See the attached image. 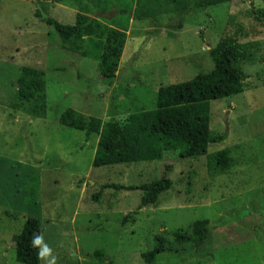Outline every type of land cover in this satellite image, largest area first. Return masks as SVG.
<instances>
[{
    "label": "rangeland",
    "instance_id": "1",
    "mask_svg": "<svg viewBox=\"0 0 264 264\" xmlns=\"http://www.w3.org/2000/svg\"><path fill=\"white\" fill-rule=\"evenodd\" d=\"M252 8L264 9V0L205 9L190 0H0V264H20L13 237L32 215L42 218V247L51 250L42 264L51 256L56 264H148L142 255L161 234L177 249L153 264H264V19ZM38 12L64 25L93 17L125 32L115 85L107 87L98 62L64 46ZM227 36L253 43L255 61L242 64L245 92L212 102L211 129L226 139L207 156L95 168L99 137L61 124L67 110L106 122L111 112L123 121L154 109L161 87L210 72L208 51ZM25 67L45 73L41 118L18 105ZM223 149L232 158L225 171L213 160ZM166 164L172 189L123 223L143 192L114 187L161 179ZM200 219L210 222L200 249L173 242L172 232Z\"/></svg>",
    "mask_w": 264,
    "mask_h": 264
},
{
    "label": "trees",
    "instance_id": "2",
    "mask_svg": "<svg viewBox=\"0 0 264 264\" xmlns=\"http://www.w3.org/2000/svg\"><path fill=\"white\" fill-rule=\"evenodd\" d=\"M190 1L192 7L205 9L237 0ZM252 13L256 19H264V9L252 8ZM37 16L56 32L64 46L98 62L99 73L107 87L112 88L115 85L126 43L125 32L105 27L93 17L78 19L74 25H64L53 18L42 16L39 12ZM102 17L98 18L105 19ZM87 39L90 40L89 48L86 45ZM254 46L253 43H241L233 36L225 37L215 48L208 51L213 69L189 81L161 87L152 110L135 111L123 121L118 120L117 115L111 112L106 122L67 110L61 116L60 122L65 127L85 132L87 138L92 135L99 137L93 160L95 168L163 161L166 155L180 159L207 156L211 144L221 143L226 139L225 136L215 135L211 129V104L217 100L232 99L245 92L246 74L242 64L255 61L254 53L250 52ZM17 84L16 97L20 102L18 105L33 118L44 116L47 111L45 73L25 67ZM213 160L217 170L225 171L232 167V158L227 150L217 152ZM171 171L173 166L166 164L161 179L140 186L114 187L118 190L143 192L140 206L126 215L123 223L140 210L156 206L160 196L172 189L173 181L169 178ZM110 186L105 185L102 189ZM101 193L97 194L96 199H99ZM209 226L208 220H197L188 232H172L173 242L180 246L192 245L198 250L210 237ZM41 227L40 216H29L20 234L13 237L16 260L20 264H42V257L37 258L42 239L40 246H32L31 243L34 236L41 237ZM155 241L153 250L142 255L148 264H153L159 254L177 249L163 234L156 236ZM94 255L107 260L102 250L96 251Z\"/></svg>",
    "mask_w": 264,
    "mask_h": 264
},
{
    "label": "clouds",
    "instance_id": "3",
    "mask_svg": "<svg viewBox=\"0 0 264 264\" xmlns=\"http://www.w3.org/2000/svg\"><path fill=\"white\" fill-rule=\"evenodd\" d=\"M41 237H36L34 236L31 243H32V246H40L41 245ZM50 249L44 245L43 247H41V250L37 253V258H41V257H46L49 255L50 253ZM46 264H56V257L55 256H51L50 259H48L46 261Z\"/></svg>",
    "mask_w": 264,
    "mask_h": 264
},
{
    "label": "water",
    "instance_id": "4",
    "mask_svg": "<svg viewBox=\"0 0 264 264\" xmlns=\"http://www.w3.org/2000/svg\"><path fill=\"white\" fill-rule=\"evenodd\" d=\"M224 122H225L226 126L228 127V119H227V115L225 116Z\"/></svg>",
    "mask_w": 264,
    "mask_h": 264
}]
</instances>
